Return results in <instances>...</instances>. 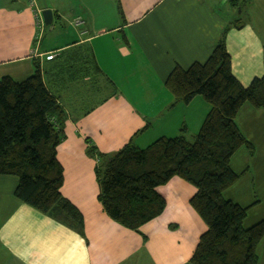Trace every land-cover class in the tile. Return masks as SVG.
Here are the masks:
<instances>
[{
  "label": "crops",
  "instance_id": "1",
  "mask_svg": "<svg viewBox=\"0 0 264 264\" xmlns=\"http://www.w3.org/2000/svg\"><path fill=\"white\" fill-rule=\"evenodd\" d=\"M118 1L122 15L117 0H38L42 12L53 13L51 30L39 32L29 0H0V80L21 82L40 68L66 115L61 192L85 225L82 237L21 203L18 179L0 176V264H189L207 230L190 205L196 188L180 178L157 189L165 210L140 232L112 221L98 199L89 149L108 156L130 141L140 149L181 134L193 141L211 106L201 96L173 105L170 73L205 63L224 28L240 19L226 40L232 73L245 88L261 79L264 0ZM235 121L254 152L233 155L230 167L240 177L223 196L249 208L248 228L264 220V110L245 104ZM257 254L264 264V239Z\"/></svg>",
  "mask_w": 264,
  "mask_h": 264
},
{
  "label": "trees",
  "instance_id": "2",
  "mask_svg": "<svg viewBox=\"0 0 264 264\" xmlns=\"http://www.w3.org/2000/svg\"><path fill=\"white\" fill-rule=\"evenodd\" d=\"M117 6L122 15L118 0ZM232 27L241 28V20L224 28L205 63L186 70L176 67L166 81L173 105L201 96L211 106L193 141L181 134L161 138L145 149L130 141L108 156L93 146L89 149L97 160L103 210L129 230L140 232L164 212L166 202L157 189L171 179L196 188L190 205L207 230L189 264H258L257 247L264 239V220L246 228L249 208L223 196L240 177L230 167L233 155L241 148L254 152L235 119L245 104L264 110V76L245 88L232 73L226 45ZM65 118L39 67L24 81L0 80V176L18 179L14 196L21 203L85 237L83 215L61 192L64 170L58 147Z\"/></svg>",
  "mask_w": 264,
  "mask_h": 264
},
{
  "label": "built area",
  "instance_id": "3",
  "mask_svg": "<svg viewBox=\"0 0 264 264\" xmlns=\"http://www.w3.org/2000/svg\"><path fill=\"white\" fill-rule=\"evenodd\" d=\"M37 2H38V0H29V4H30V6L34 12L35 22H36L38 31L42 32L44 25H45V22H44V18H43V12H42V10H40L38 8ZM80 23H81L80 20H77L75 22V25H79Z\"/></svg>",
  "mask_w": 264,
  "mask_h": 264
},
{
  "label": "water",
  "instance_id": "4",
  "mask_svg": "<svg viewBox=\"0 0 264 264\" xmlns=\"http://www.w3.org/2000/svg\"><path fill=\"white\" fill-rule=\"evenodd\" d=\"M43 18L45 22V26H50L53 22V13L51 10H44L43 11Z\"/></svg>",
  "mask_w": 264,
  "mask_h": 264
},
{
  "label": "rangeland",
  "instance_id": "5",
  "mask_svg": "<svg viewBox=\"0 0 264 264\" xmlns=\"http://www.w3.org/2000/svg\"><path fill=\"white\" fill-rule=\"evenodd\" d=\"M239 17H245V15L242 14L241 16L239 15ZM50 28H52V26H47L46 27V29H48V30H51ZM236 190H237V192L239 194H243L244 189H243V186L242 185L241 186H238ZM228 192H230V191H228ZM259 214H264V209L260 210L259 211Z\"/></svg>",
  "mask_w": 264,
  "mask_h": 264
}]
</instances>
